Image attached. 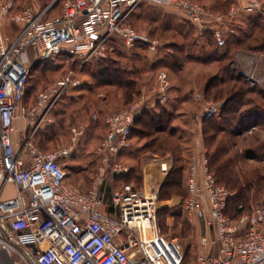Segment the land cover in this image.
Here are the masks:
<instances>
[{"label":"built area","instance_id":"2783aa9c","mask_svg":"<svg viewBox=\"0 0 264 264\" xmlns=\"http://www.w3.org/2000/svg\"><path fill=\"white\" fill-rule=\"evenodd\" d=\"M144 2L180 11L200 30H213L221 41L227 16L197 0H66L61 14L51 19L43 18L47 10L17 7L15 0L0 4V184L18 188L15 196L0 198V253L9 262L18 253L24 261L35 257L37 264H181L180 248L160 234L157 193L133 182L116 188L110 184L131 170L120 160L122 151L131 146L135 120L155 103L139 99L104 116L107 134L95 148L98 164L88 191L67 181L65 162L75 153L83 126L73 127L72 142L57 149L44 150L35 143L36 133L55 122L53 113L61 99L82 81L70 71L38 92L30 107L24 105L31 52L73 57L83 66L109 59L119 39L128 46L145 44L155 55L161 42L129 24ZM243 12L264 15L262 2L247 0L231 7L228 17ZM8 23L19 26L18 34L4 32ZM232 67L251 86L264 88V75L243 72L235 63ZM158 77L162 88L158 101L165 103L169 75L163 70ZM220 109L214 103L205 114L212 117ZM19 114L27 117L30 129L17 147L14 132ZM170 168V159H160L163 173ZM108 186L109 202L104 197ZM233 196L210 171L205 153L195 156L184 208L198 217L204 241L211 232L216 234L219 248L215 254H199L195 264H264V199L233 217L227 212ZM104 206L109 209L103 210ZM19 247L27 250V256Z\"/></svg>","mask_w":264,"mask_h":264},{"label":"rangeland","instance_id":"374dc122","mask_svg":"<svg viewBox=\"0 0 264 264\" xmlns=\"http://www.w3.org/2000/svg\"><path fill=\"white\" fill-rule=\"evenodd\" d=\"M65 1L16 0L15 2L20 7H33L38 12L47 10L43 18L51 19L61 14ZM199 1L206 3L219 15L227 16L225 17L226 25L221 26L224 32L227 27L241 25L249 15L243 12L235 18L228 17L231 7L244 5L247 0ZM129 24L140 33L147 34L161 42L162 45L159 46V50L155 55L149 53L145 44L128 46L119 39L115 42L118 53H114V58L106 63L94 60L82 66L73 57H44L42 54L31 52V76L24 101L25 105L32 103L35 100L36 93L47 84L68 74L70 71H73L82 81L77 89L71 91L68 96L66 95L57 106V110L55 109V122L45 125L38 131L35 135V143L42 149H57L72 142L73 127L83 126L84 133L78 135V147L75 153L65 162L70 165V163H75L71 161V158H79V165L83 172L76 175V172L73 171L74 173L69 174V176H72L75 181L74 184L78 185L79 180L84 179L81 183L82 187L86 189L98 164L95 148L107 134V126L102 120L104 115L118 112L127 107L129 103L131 104L139 99H143L145 103H159L164 107L165 105L171 107L178 103L177 105L180 106L179 111H183L185 114L173 112L177 117H175L176 119H174L172 125L177 124L184 127L183 125L186 124V128H183L187 136L182 141V148L185 150L183 154L193 160L194 155L191 149L196 146L194 141L196 138H202V147L206 150L205 156L209 165L207 151H215L219 144L225 146L227 152L223 158L230 160V167L226 173L231 171L234 173L231 175L233 177L231 178L232 181L226 182L227 187L234 192L231 206L235 207L238 203H244L251 207L262 201L264 199V116L256 121L235 126H229L215 118L206 120L205 113L210 105L214 103L221 105L220 100L208 99L204 93V84L218 70V64L208 65L187 61L183 63L181 70L174 73L168 65L161 61L168 53L175 52L173 46H171L172 43L180 44L186 41L179 35V31L187 33L194 29L195 34L194 36L191 35L188 41H193L195 37L200 39L202 31L189 22L180 11L147 2L142 3L132 13ZM200 41H203V39L201 38ZM237 64L238 67L241 66L239 63ZM103 67L107 68L104 72L100 70ZM253 67L258 75H264V54L260 53V57L258 61L253 63ZM247 68L253 70L252 67ZM247 68L245 67V69ZM114 69H125L129 74L130 71H136L132 76L138 82L137 88L140 89V93L135 95L133 99H128L122 88L113 82L116 80ZM163 70L167 71L169 75V84L166 90L168 99L165 103H160L158 99L161 96L162 88L158 76L160 71ZM126 76L128 74H123V77ZM258 86L264 90L262 86ZM199 94L202 95L200 99ZM261 96L263 94L258 92L251 94L253 103L264 108V98ZM170 111H172V108H170ZM95 114L99 115L97 120L93 118ZM142 119L143 122L148 123L145 120L146 118L142 117ZM214 121L217 123L213 124L214 129L219 127L216 125L222 123L225 126V131L219 132L214 145H207L208 142L205 141L207 136L203 131L205 127L211 128ZM141 124L140 126H142ZM137 131L132 133L131 146L123 150L120 157L122 164L131 167L128 172H131V174L125 173L114 177L110 184L115 187L119 180L125 181V178H127L138 187H143L145 185V173L151 172V179L157 193L159 231L167 241L176 244L180 248L182 252L181 264H195L198 255L202 253H217L219 248L216 234L211 232L208 239L204 241L198 217L188 213L184 208L183 201L186 197L189 163L185 165L183 173L180 174L175 171L170 176L173 177L172 179L169 178L173 185L163 187V184L168 180L169 171L176 169L183 163L182 160H176L177 156L182 155V152L180 150L178 152L176 148L179 143L177 140L171 139L170 148L172 149L165 153L163 151L155 153L153 150L141 151L139 147L147 141V138L141 139L136 135ZM24 137H22L21 142ZM160 159H170L171 168L166 175L159 171ZM213 169H218V165H214ZM69 182H72V180L69 179ZM161 194H165L164 197H169V199H159ZM19 250L27 256L25 248L19 247ZM14 261L16 264H37L35 257H27V261H24L18 253H14Z\"/></svg>","mask_w":264,"mask_h":264},{"label":"trees","instance_id":"16d2710c","mask_svg":"<svg viewBox=\"0 0 264 264\" xmlns=\"http://www.w3.org/2000/svg\"><path fill=\"white\" fill-rule=\"evenodd\" d=\"M261 1L264 8V2L263 0ZM199 2L204 5H207L202 1ZM16 5L17 7H20L18 6L17 2ZM246 28L248 29V31L245 30ZM179 32V35L183 37L186 41L180 44L172 43L171 46H173V50L175 52L168 53L167 55H165V57L161 59V61L165 65H168V67L171 68L174 73H177L178 70H181L183 63L187 61L208 65L213 63L218 64V70L209 78V80L205 84L204 93L208 99H211L213 101L220 100L221 109L217 115H214L212 117H205V119L211 120L215 118L221 120L223 123L228 124L229 126H235L246 124L250 121H256L260 119V117H263L264 108H262V106L259 104L253 103L254 101L251 97V94L258 92L263 94V96L261 97L264 98V90L261 89L258 85L251 86L247 79L232 67V64L234 60L235 51L243 50L264 54V15L261 12L247 15V19H245L241 25L234 26L233 33L227 31L222 32L221 41L217 40L215 32L210 29L202 31L201 38L203 39V41H200L201 38L198 39V37H195L193 41H188L191 35L194 36V29H191V31L187 33H184L183 31ZM116 51L117 49L111 54L109 59L99 61L105 63L110 61L114 58L113 54L118 53V51ZM106 69V67H103L100 70L104 72ZM114 70V76H116V80L114 79L115 81L113 82L119 85L120 88H122L124 94H126V97H128V99H133L135 95L140 93V89L137 88L138 82L132 76V74L136 71H130L129 74V72H127L125 69ZM123 74H128V76L123 77ZM29 78L26 86V94L24 97V101L26 99L29 88ZM37 94L38 92L36 93V95ZM65 97L61 99L59 104L63 101ZM31 105L32 103L26 106L29 107ZM56 110H54L55 113H53L54 117L56 115ZM104 116L102 120L104 119ZM142 117L146 118L145 120H147L148 123L146 121L143 122ZM174 117V113L171 112L167 107H164L159 103H155L154 108L145 110L141 113V115L135 120L132 129V133L138 130L136 135L139 136L141 139L147 138V141L139 147V150L141 151L153 150L155 151V153H157V151H163L165 153L172 149L170 148L171 139H175L179 143L180 146L177 145L176 148L178 152L179 150L182 152V155L177 156L176 160H182L183 163H181V165L176 169L169 171L168 180L166 181V183L163 184V187L173 185L172 181H169V178H173L170 176H172L175 171L179 172L180 174L183 173V171H185V165L189 163L190 167V164L192 162L191 157H188L187 155L183 154L185 150L184 148H182V141L183 139L187 138L186 132L179 131L178 128L172 125ZM214 123L217 124L216 121H214L212 122L211 128L205 127V130L203 131L205 136H207L205 138V141L208 142L207 145H214V142L219 136V132L225 131V126L222 123L216 125L219 127L214 129ZM140 124L142 126H140ZM211 130L213 131L212 133ZM226 152V147L219 144L217 145L215 151H207L206 155L209 158L210 171L216 176L218 182L228 186L226 182L229 183L232 181L231 178L233 177H231V175H233L234 173L232 171L230 173H226L228 171V168L230 167V160L223 158ZM214 165H218V169H213ZM130 174L131 172L128 173V175ZM91 180L89 186L86 189L82 190L88 191L91 184ZM124 182L131 181L127 178H125V181L119 180L118 187L121 186V184H123ZM164 195L165 194H161L159 196V199H169V197H164ZM232 198L229 201L227 212L233 217H238L245 211H251L254 206L252 205L251 207H249L244 203H238L235 207H233L230 204ZM240 205L242 207H239Z\"/></svg>","mask_w":264,"mask_h":264},{"label":"crops","instance_id":"0c3cea01","mask_svg":"<svg viewBox=\"0 0 264 264\" xmlns=\"http://www.w3.org/2000/svg\"><path fill=\"white\" fill-rule=\"evenodd\" d=\"M3 1H5V0H0V3L1 2H3ZM232 29H233V31L231 32V33H233L234 32V27H231ZM222 30V32H224V29H221ZM246 31H248V29L246 28L245 29ZM202 31V30H201ZM226 31H227V29H226ZM225 31V32H226ZM4 32H6L7 34H10V35H12V36H15L16 34H18V32H19V26H17L16 24H7V26L4 28ZM227 32H230V31H227ZM260 57V53H254V52H248V51H243V50H239V51H235V53H234V60H233V63H235L237 66H238V64L237 63H239L241 66H239L241 69H242V71L243 72H251V69H248L247 67H252L253 68V70H255L254 69V67H253V63L255 62V61H258V58ZM32 60V59H31ZM245 67L247 68V69H245ZM252 70V71H253ZM215 73V72H214ZM213 73V74H214ZM212 74V75H213ZM260 75H262L263 76V74H260ZM211 77V76H210ZM209 77V78H210ZM208 78V79H209ZM205 85V84H204ZM171 88H173V87H171ZM170 92H171V90H170ZM169 94V93H168ZM168 96V95H167ZM198 97H199V99H200V97H202V95L201 94H199L198 95ZM182 101V100H181ZM182 102H185V101H182ZM33 103V102H32ZM151 103H154V102H151ZM176 103V102H175ZM178 103H176L174 106H166L165 105V107H169L168 109L170 110V108H172V111L171 112H177V113H180V114H185V112H183V111H179V109H180V106L179 105H177ZM25 105V104H24ZM171 105V104H170ZM26 106V105H25ZM26 107H28V106H26ZM30 107V106H29ZM154 108V107H153ZM174 108V109H173ZM185 116V115H184ZM175 117H177V116H175ZM174 117V119H176ZM183 117V116H182ZM174 119H173V121H174ZM173 123V122H172ZM173 126H175L176 128H178V130L179 131H183L184 129L183 128H186V124H184L183 126L184 127H180L179 125H177V124H173ZM15 128H16V131L14 132V140H15V142H16V145H17V147H19L20 146V142H21V139H22V137H24L25 135H27L28 134V132H29V129H30V127H29V125H28V119H27V117L26 116H24L23 114H19L17 117H16V119H15ZM35 142H36V140H35ZM194 143L196 144V146H194V148H192L191 150H192V153H193V155H194V157L195 156H197V155H202L203 153H205V149H204V147H202V145H203V141H202V138L200 139V138H196L195 139V141H194ZM73 159V160H72ZM71 161H74L75 163H70V165H68V163H66L67 165H66V171H67V173H68V177H67V181L69 182V179H71L72 180V182H69L70 184H72V185H74V186H78V187H80L81 189H85V188H83L82 187V183H81V181L83 182L84 181V179L82 180V178H81V181L79 180V185L78 184H74L75 183V181H74V179H73V177L71 176H69V174H72V173H74V172H76V175L77 174H80L81 172H83L82 171V168L80 167V165H79V158H71ZM74 171V172H73ZM159 171H161V169L159 168ZM161 173H163L162 171H161ZM146 175H144V177H145V185L143 186L145 189H147L148 191H154V192H156V190H155V188H154V186H153V182H152V179H151V177H152V173L151 172H146L145 173ZM163 175H166V174H163ZM90 183V182H89ZM118 185V184H117ZM117 185H115V188L116 187H118ZM89 186V185H88ZM152 186V187H151ZM18 193V188L15 186V185H13V184H10V185H7V186H5V187H3L2 186V184H0V198L1 199H7V198H10V197H13V196H15L16 194ZM109 195V196H108ZM104 197H105V200L107 201V202H109V199H110V187L108 186V187H106L105 188V195H104ZM105 209H109V206H104L103 207V210H105ZM0 259H1V263L2 264H11V263H16L15 261H14V253L12 254V261L11 262H9L6 258H5V256H4V254L3 253H0ZM18 264V263H17Z\"/></svg>","mask_w":264,"mask_h":264}]
</instances>
